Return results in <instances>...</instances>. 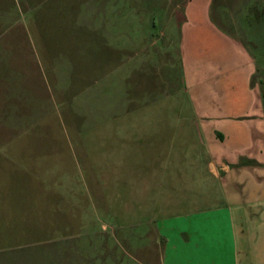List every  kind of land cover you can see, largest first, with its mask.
Instances as JSON below:
<instances>
[{
    "label": "rangeland",
    "instance_id": "rangeland-1",
    "mask_svg": "<svg viewBox=\"0 0 264 264\" xmlns=\"http://www.w3.org/2000/svg\"><path fill=\"white\" fill-rule=\"evenodd\" d=\"M201 10L252 62L249 120L262 126H253L251 152L263 154L264 0H0V264L159 263L162 241L137 222L142 218L128 220L127 194L105 193L106 202L96 197L89 174L101 161L81 156L79 136L102 107H110L106 118L126 104L129 85L138 80L148 92L161 88L141 98L157 103L143 116L158 122L157 106H166L165 125H182L188 135L194 120L189 88L196 82L190 77L206 82L197 68H215L198 54L220 45L189 37L182 55L184 22ZM193 98L197 103V92ZM132 99L133 106L141 102ZM213 100L224 101L215 91ZM180 105L182 119L174 111ZM131 110L119 118H143ZM259 167L264 179V163ZM260 185L263 190L258 181L257 191H246L248 217L238 224L240 256L251 255L254 264L264 258L263 252L256 261L264 250ZM108 206L121 214L119 222ZM258 231L262 237L253 240Z\"/></svg>",
    "mask_w": 264,
    "mask_h": 264
},
{
    "label": "crops",
    "instance_id": "crops-1",
    "mask_svg": "<svg viewBox=\"0 0 264 264\" xmlns=\"http://www.w3.org/2000/svg\"><path fill=\"white\" fill-rule=\"evenodd\" d=\"M187 16L180 32L183 56L190 50L186 48L189 37L197 44H220L217 50L205 46L198 54L200 60L211 59L215 68H197L209 79L206 82L190 77L196 82L189 88L194 120L188 135L183 136L182 125L179 130L165 125L166 106H157L158 122L143 116L157 103L141 98L161 88L148 92L147 82L138 80L129 85L126 104L114 107L106 118L103 113L109 106L98 111L100 118L80 134L79 149L84 159L101 161L99 168L93 167V162L89 174L96 197L106 202L105 193L117 198L119 192H125L128 220L142 218L137 222L148 225L161 239L158 264H254L251 255L243 261L238 247V224L248 217L246 191H257L259 181L264 197L259 167L264 163V153L251 152L253 126H262L249 120L255 111V97L249 87L253 65L244 51L208 24L206 11ZM199 21L206 23L203 28L198 27L202 26ZM214 91L223 103H214ZM196 92L197 103L193 98ZM134 97L140 98V104L133 106ZM130 110L143 118H119L120 113L128 114ZM174 111L182 119L181 105ZM112 216L120 221L116 209ZM259 233H254L253 240L262 237ZM263 252L257 254L256 261ZM62 262L54 260V264H67ZM260 264H264V258Z\"/></svg>",
    "mask_w": 264,
    "mask_h": 264
}]
</instances>
